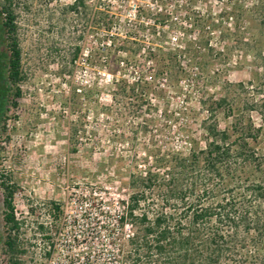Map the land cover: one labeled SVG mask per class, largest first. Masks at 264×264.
Listing matches in <instances>:
<instances>
[{"label": "rangeland", "instance_id": "374dc122", "mask_svg": "<svg viewBox=\"0 0 264 264\" xmlns=\"http://www.w3.org/2000/svg\"><path fill=\"white\" fill-rule=\"evenodd\" d=\"M3 1L22 80L8 83L0 113V183L14 189L15 224L0 188V264H122L137 230L120 220L130 197L145 191L161 205L171 154L204 147L205 109L223 96L236 99L235 113L263 104L264 0H83L78 12L67 9L75 0ZM137 79L142 103L112 101ZM228 115L214 112L218 129L230 132ZM250 146L264 163V132ZM146 173L158 181L148 190Z\"/></svg>", "mask_w": 264, "mask_h": 264}, {"label": "trees", "instance_id": "16d2710c", "mask_svg": "<svg viewBox=\"0 0 264 264\" xmlns=\"http://www.w3.org/2000/svg\"><path fill=\"white\" fill-rule=\"evenodd\" d=\"M67 9L78 12L85 3L75 0ZM101 23L97 18L95 26ZM16 34L14 13L0 0V113L10 94L8 83L14 86L22 80ZM234 87L244 89L242 84L228 86ZM145 89L146 84L137 79L126 89L117 86L111 99L119 96L122 103H142ZM19 93L15 88L12 96L17 99ZM237 103L223 96L205 109L209 115L203 123V149H193L188 156L171 154V190L157 195L160 206L152 207L155 201L145 191L130 197L120 220L126 219L137 230L127 239L130 249L122 264H264V163L259 150L250 146L264 132V124L255 126L249 116L258 112L264 122V100L259 107L251 103L247 113L243 108L235 113ZM221 109L233 119L231 133L215 124L213 114ZM238 164L262 175L252 179L246 170L238 172ZM139 181L147 190L158 183L149 173L140 175ZM0 188L5 222L12 228L14 189L3 181ZM139 207L141 213L135 215ZM5 246L12 253L13 239L8 238ZM9 264L18 263L10 259Z\"/></svg>", "mask_w": 264, "mask_h": 264}, {"label": "built area", "instance_id": "2783aa9c", "mask_svg": "<svg viewBox=\"0 0 264 264\" xmlns=\"http://www.w3.org/2000/svg\"><path fill=\"white\" fill-rule=\"evenodd\" d=\"M51 264H54V262H51Z\"/></svg>", "mask_w": 264, "mask_h": 264}]
</instances>
